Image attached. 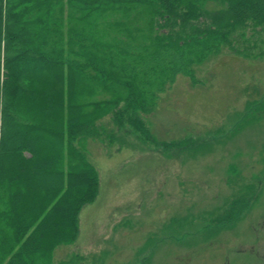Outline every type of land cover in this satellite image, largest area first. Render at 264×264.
Masks as SVG:
<instances>
[{
  "label": "trees",
  "instance_id": "1",
  "mask_svg": "<svg viewBox=\"0 0 264 264\" xmlns=\"http://www.w3.org/2000/svg\"><path fill=\"white\" fill-rule=\"evenodd\" d=\"M260 33L264 0H0V264H75L57 250L96 195L88 144L125 146L124 123L155 139L178 79L262 57Z\"/></svg>",
  "mask_w": 264,
  "mask_h": 264
},
{
  "label": "rangeland",
  "instance_id": "2",
  "mask_svg": "<svg viewBox=\"0 0 264 264\" xmlns=\"http://www.w3.org/2000/svg\"><path fill=\"white\" fill-rule=\"evenodd\" d=\"M247 53L209 58L201 85L178 79L148 116L155 139L124 123L127 146L88 144L98 188L58 259L264 264V54Z\"/></svg>",
  "mask_w": 264,
  "mask_h": 264
}]
</instances>
